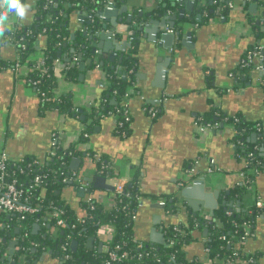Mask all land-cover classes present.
I'll return each mask as SVG.
<instances>
[{
	"label": "crops",
	"instance_id": "1",
	"mask_svg": "<svg viewBox=\"0 0 264 264\" xmlns=\"http://www.w3.org/2000/svg\"><path fill=\"white\" fill-rule=\"evenodd\" d=\"M33 2L34 0H27L26 4L31 5L27 18L19 20L18 24L33 23ZM154 2L155 0H150L148 4L152 5ZM158 2L160 12L165 11L170 16H177L175 11L161 8L162 0ZM172 2L174 4L178 1ZM183 2L185 3V0ZM261 10L258 7L256 16H261ZM78 11L83 12L76 10L70 16L74 31L83 29L77 19ZM183 26V33L190 32L192 35L195 46L193 49L184 47L181 37L174 40L173 52L159 48L150 51L145 41H139L135 77L136 87L141 94L130 98L132 123L129 137L118 136L116 119L107 115L98 122L88 142L97 154L114 160L121 178H130V167L133 164L136 166L140 175L142 207L138 209L137 219L134 221V234L136 239L159 247L163 245L156 240L166 242L165 224H181L178 219L168 217L170 214H180V211H173V208L169 207L172 204L168 201L174 199L175 205L181 203V199L169 193L175 192V185L182 184L187 173L192 174L194 179H199L207 170L212 169V172L207 174L206 186L212 192L220 193L218 207L224 204L222 195L243 181L241 174L245 163L235 154L233 124L220 121L214 135L209 131L201 135L196 128L197 119L212 110H218L227 115L241 114L252 122L264 121V92L259 84L260 74L252 75L247 81L233 76L234 71L242 67L250 47L259 45L258 39L264 40L261 27L259 36L256 37L240 5L232 8L227 18H213L200 27L191 22H186ZM261 26L264 27V24ZM131 31L132 29L129 33ZM118 38L123 40L122 35H118ZM43 45L44 40L41 39L39 49L31 56L32 60H38L44 55ZM89 47L92 51V47ZM129 49L127 47L124 51H118V56L129 52ZM16 51L12 44H5L1 54L5 60L14 61L17 58ZM160 60L165 61L164 64L168 66L163 89L152 86L156 66L162 64ZM104 76L105 73L99 68L87 69L83 82L74 84L62 80L56 94L72 92L77 106H89L100 93L99 86ZM129 90L134 93L132 88ZM158 98L166 100L159 106L161 115L154 120L145 112L144 107L146 102L151 103ZM221 123H224L222 131ZM83 125L77 119H66L53 111L42 113L36 92L25 85L17 76V72L11 69L0 71V152L8 153L10 160L33 156L44 161L48 157L55 133L64 148L73 144L83 148L84 142L80 141ZM261 139V136L258 137L256 142ZM190 171L192 173H189ZM78 172L84 180L95 174L93 166L87 161L80 165ZM79 192L73 187H66L61 193V199L78 217H83L84 197L78 196ZM110 192H96L108 210L113 204ZM158 194L159 197L150 200V195ZM256 200L264 202V172L257 176L254 186L242 199V208L250 210ZM160 202L167 203L165 210ZM229 205L237 210L239 208L238 202ZM188 210L190 212L191 208ZM199 215L210 216L206 209ZM193 217L194 215H190V219ZM190 232L196 238L185 246L187 257L204 263V239L199 240L200 232ZM94 238V249L91 251L98 253V245L104 243V238ZM15 239L16 236L9 240ZM45 248L44 253L48 248L53 250L50 261L45 264H53L57 257L56 252L51 245ZM245 250L249 253H261L259 264H264V217L260 216L257 220L256 231L254 236L247 240Z\"/></svg>",
	"mask_w": 264,
	"mask_h": 264
},
{
	"label": "trees",
	"instance_id": "2",
	"mask_svg": "<svg viewBox=\"0 0 264 264\" xmlns=\"http://www.w3.org/2000/svg\"><path fill=\"white\" fill-rule=\"evenodd\" d=\"M23 1L27 3V0ZM110 1L120 7L130 0H36V4L33 6V23L30 25L18 24L14 31L5 30L4 35L0 38V71L13 70L18 62L21 64L28 62L29 71L21 80L36 92L40 99L41 112L53 111L66 119H77L86 126V132L90 136L98 122L105 116H113L117 109L124 110L126 106L130 107V98L141 94L136 87L135 77L138 65L136 56L138 46L133 45L129 52L123 54L122 62H119L120 56L116 57L114 61H101L92 54L89 41L83 34L84 30L80 28L74 31L71 27L70 16L74 11L86 10L89 15L93 16V23L96 24L98 22L97 12L102 10ZM230 1L234 7L236 5L242 6L247 22L254 34L260 33V27L257 26L256 20L264 18V0L257 1L262 9L259 17L248 12L249 6L255 2L254 0H196L193 10L186 12L182 19H178L174 31L183 33V25L186 22H191L194 26L200 27L213 18L221 16L227 18L232 11V8L229 7ZM161 4H166V10L175 11L177 16L185 7L184 2L173 4L172 0H162ZM41 34L44 40L43 62L31 59V56L38 50L37 46L40 43L38 37ZM72 34H74V38H72ZM5 44H12L16 48V60L10 61L3 58L1 50ZM257 46L256 44L252 45L250 49ZM59 52L61 53L60 56H58ZM74 58L78 59L75 63L73 62ZM89 60H91V64L86 67V70L93 68L102 70L105 76L101 84L105 87L99 88L100 93L93 99V105L77 106L72 92L57 95L56 89L62 80L78 84L82 74L80 66ZM256 65H258L257 61L248 65L244 62L240 69L234 71L233 76L244 78L245 81L250 80L251 72L256 68ZM260 86L264 92V75L261 76ZM131 88L134 93L130 92L129 89ZM83 116L84 120L82 119ZM233 116L240 119L236 126L237 133L233 136L236 157L245 163V172L256 165H259L264 171V155L260 153V148L264 146V139L258 143H252L250 139L251 132L256 130L257 125L264 126V121L252 122L246 120L241 114L227 115L218 110H212L203 115L200 122L212 124L215 123V117H220V121L225 123L226 117L232 118ZM131 123L125 127L128 132L127 137L131 133ZM117 134L123 138L120 132ZM90 136L88 138L81 136L80 141L89 142ZM51 151V154L40 164L35 162L38 159L33 156H24L22 159L9 161L8 172L13 173L18 182L28 191L37 175H47L48 177L46 185L42 184L33 190L32 203L41 208L38 213L23 221H18V217L15 215L10 214L8 218L9 214L0 213V221H2L0 223L5 224V227L0 228V238L2 239L0 242V264H36L47 245H51L55 252L60 251L63 255H69L64 264H202L191 261L187 257L185 246L194 240L191 230L203 233L205 229H208V236L204 239V244L206 248L211 249L210 258L218 257L225 263L238 258L240 259L239 264L241 261L253 258V264H259L261 253L247 254L245 253V245L237 246V242L246 230L244 223H247L252 232L256 231V222L260 216H264V208L256 210L254 205L248 210L242 208L241 205V211L238 213L236 208L229 205L230 203L242 202L256 181L257 176L254 173L247 172L246 178L240 184L222 195V201L226 205L219 206L211 220H205L204 216L199 214L195 215L189 220L191 230L182 226L183 233L174 236L172 227L166 228L164 226L166 242L165 246L159 247L136 239L134 234L135 223L131 215L137 212L141 202L137 197L142 195L140 193L139 173L130 179L126 187L128 196L124 194L114 198L116 205L111 211L102 206L96 193L97 190L93 187V183H90L91 191L94 193L95 208L94 210H87V219L83 224L79 221L77 214L61 199V193L66 188L63 179L71 171L70 162L73 158H88V162L94 168L95 176L113 179L120 176L114 160L99 155L94 150L88 151L79 148L76 144L64 148L61 140H57L52 145ZM96 155H99L100 160ZM0 185H2L1 173ZM110 195L113 197L112 192ZM51 204L62 207L66 212V219L71 225H76V228H67L62 231L57 229L53 221H46L45 211ZM225 207L227 210H224ZM174 209L177 208L174 206L173 211H176ZM229 211L232 213L228 214ZM196 219L198 224H196ZM49 223H51V227H48ZM35 224L40 225L37 234L32 232ZM103 224L115 227L116 233L111 249L115 250L119 246L120 249L117 253L128 252V260L109 262L107 252L102 251L99 254L86 248L87 238L89 236L96 237L99 226ZM16 228L21 231L19 235L26 232L29 236L9 260L8 242H4L3 239L9 240L15 237ZM61 232L64 234L62 235ZM68 236L72 237V242L78 241L76 252L71 250V246L66 252L62 251L61 246L68 241ZM170 236L176 238L177 243L174 246L167 243ZM31 242H39L40 246L34 249ZM171 254L174 255L175 260L173 262L169 259ZM140 255H143L141 259H139Z\"/></svg>",
	"mask_w": 264,
	"mask_h": 264
},
{
	"label": "water",
	"instance_id": "3",
	"mask_svg": "<svg viewBox=\"0 0 264 264\" xmlns=\"http://www.w3.org/2000/svg\"><path fill=\"white\" fill-rule=\"evenodd\" d=\"M150 0H130L128 3L123 4L118 7L114 3L106 4L105 7L98 11L96 17L98 18V22L96 24L93 23V20H89V14L86 10L83 12H77V19L82 24L84 30V36L87 37L89 41V45L92 47V54L96 55L97 58L101 61L104 60H116L115 54L118 51H124L127 47L131 48L133 45L138 46L140 42H146L148 44V49L150 51L155 48L159 49H167L169 51H174L173 44L175 39L182 38V45L188 49H193L194 43L192 41V35L190 32L181 33V32H173L169 33L168 30H174L176 26L177 18L182 19L185 13L188 11H192L196 0H185V7L181 10L179 16H170L168 12H160V6L158 5V0H155L154 4L149 5ZM255 2L249 6L248 12L250 14L258 13V0H254ZM176 3V2H175ZM174 3V4H175ZM142 7V8H141ZM167 5H163L161 8L165 9ZM141 8V9H140ZM158 11V12H157ZM157 12V13H156ZM121 16V17H119ZM264 22V18H258L256 20L257 26L261 27V32H264V27L261 24ZM131 27L136 29L134 33V40L129 39V30ZM118 35H122L123 40L120 41ZM256 37L259 34L255 35ZM191 37V39H188ZM72 38H74V34H72ZM161 41V42H160ZM191 41V42H189ZM260 46L264 48V40L257 41ZM40 43H38L39 45ZM37 49L39 47L37 46ZM61 53H58L60 56ZM264 56V50L261 53ZM123 54L119 57V62H122ZM163 60H160V63L156 66L154 81L152 86L156 88L163 89L165 87V72L168 68ZM91 64V60H89L85 64H81V76L80 82L84 81L85 70L86 67ZM257 64V63H256ZM261 64V63H258ZM257 68V65H256ZM254 68L251 72L252 75L260 74L257 69ZM147 103V102H146ZM145 103V104H146ZM151 102L150 104H152ZM84 120V116L82 117ZM215 122H220V117L214 118ZM224 128V123H221V131ZM216 129H211L209 132L211 135L216 133ZM262 136L261 134H253L251 136V141L256 142L257 138ZM261 155H264V148L260 150ZM88 162L89 159H80L73 158L70 162V169L73 171H79L80 165L84 162ZM130 179L137 173L136 166L133 164L130 167ZM190 169V168H189ZM209 170L203 176H200L199 179H194L192 174H188L184 176L182 180V184H176L174 193H169V195H176L177 198L181 199V203L175 205L174 199H170L168 202L171 205L170 208L177 209L176 212L180 211V214H170L168 217L170 219H178L179 222L186 228L190 229V215H198L201 213L203 209L207 210V213L210 214L211 217L214 216L215 210L218 209V200L220 198V193L218 191L212 192L210 188L206 186L207 184V174H209ZM87 182L93 183V187L96 190H106L113 191L114 187L108 182V179L101 176H91L85 179ZM78 196L84 197V194L79 192ZM160 195H150V200L152 201L155 197H159ZM178 200V199H177ZM239 203L238 213L241 211V203ZM158 205V204H157ZM223 205H226L225 203ZM162 207V206H161ZM165 210V207H162ZM189 208L191 211L189 212ZM227 210V207L224 208ZM0 213H5L4 210H0ZM8 218L10 215L7 216ZM173 223V222H172ZM171 223V224H172ZM48 227H51L50 225ZM40 230V225L35 224L33 227V234H37ZM198 233V232H195ZM20 229L16 228L15 236H19ZM63 235L64 232H61ZM200 234L199 240H203L208 236V229H205L203 233ZM196 238V237H194ZM4 242H8V259L11 260L16 248L20 246V242L15 240H7L3 239ZM94 241L95 238L93 236H89L87 238L86 248L88 250L94 249ZM157 243L165 246V241L156 240ZM78 248V241L74 240L71 243V250L76 252ZM103 251V243L98 245V253L101 254ZM56 256L60 253L56 252ZM53 255V250L48 248L47 251L41 256L39 262L36 264H45L50 261V257ZM53 264H61V261L56 257L53 260Z\"/></svg>",
	"mask_w": 264,
	"mask_h": 264
},
{
	"label": "built area",
	"instance_id": "4",
	"mask_svg": "<svg viewBox=\"0 0 264 264\" xmlns=\"http://www.w3.org/2000/svg\"><path fill=\"white\" fill-rule=\"evenodd\" d=\"M178 2L182 3L184 0H177ZM22 3H25L22 0ZM113 3L112 1L108 2L107 4ZM36 4V0H34L33 2V6ZM229 7L230 8H234V4L230 1L229 3ZM224 16H221V19H224ZM89 20H93V16L89 15ZM19 23V19L16 18L13 20L12 25H11V30L10 31H14L16 26ZM132 31L129 33L130 40H134V33L136 32V29L131 27ZM6 31H9L7 28L5 29ZM169 33H173L174 30H168ZM4 35V33H3ZM2 35V36H3ZM2 38V37H0ZM39 40L43 39V35H39ZM188 39H191V37H189ZM161 42V41H160ZM191 42V41H189ZM264 50V48L260 45H258L256 48L254 49H250L248 50L247 54H246V58L244 60V62L248 65L251 64L254 61H257L258 64L257 65V71L261 73V76L264 75V56L261 55L262 51ZM173 52V50L171 51ZM44 56V55H43ZM43 56L40 57L37 61L39 62H43ZM116 57H118V53L115 54ZM29 61V60H28ZM78 59L74 58L73 62H77ZM14 72H17V76L20 78H23L24 76L27 75L28 71H29V64L28 62L21 64L20 62H18L14 69ZM261 76L259 79V84H261ZM100 88H104L105 86L103 84H100L99 86ZM128 96V95H127ZM166 100V98H158V99H154L153 103H147L145 104L144 110L146 113L149 114L151 119H157L158 118V114L160 112L159 106L163 105L164 101ZM93 105V102L89 103V106ZM149 105V106H148ZM113 117L116 119V125H117V132H120L123 138H127V134L128 132L126 131L125 127L130 124L132 122V115L130 112V107L126 106L124 110L122 109H117L115 114L113 115ZM201 119H198L197 123H196V128L198 129L199 134L204 135L207 131H210L211 129H218L219 128V123L215 122L212 124H205L203 122H200ZM225 122H230L233 124V128H234V133H237V124L240 122V119L236 116H233L232 118L226 117L224 119ZM253 134H261V138L264 139V126H260L257 125V128L255 131L251 132V136ZM81 136H83V138H88L90 136V134L88 132H86V126L83 125V129L81 131ZM58 135L55 133L52 136V143L51 146L48 150V155L51 154V147L52 145L58 140ZM264 147V146H263ZM261 147L260 150L263 148ZM84 150H93L91 148L90 145H88V142L84 143V147L82 148ZM96 157L98 158V160H100L99 155H96ZM22 159V158H21ZM9 155L8 153H6L5 151H1L0 152V173H1V182L2 185H0V210H4L5 213L7 214H12L18 217V221H23L26 218L30 217V216H34L36 213H38L40 211V206L39 205H35L32 203V196H33V190H35L38 186L40 185H46L47 184V175H37L34 178L33 184L30 186L29 191L23 188V185L20 184L18 182V179L15 177V175L13 173H9L8 172V165H9ZM37 164H40L43 162V160H37L35 161ZM193 172V170H191ZM189 173H192V172ZM209 172H212V169H210ZM247 172H251L254 173L256 176L260 175L262 172L261 168L259 165H256L254 167H251L249 169H247ZM245 171L242 172L241 176L243 179L246 178V173ZM79 172L77 171H73L71 170L67 176L64 177L63 179V183L66 184V187H73L74 189L80 191L81 193L84 194V207H85V216L83 217H78L79 221L81 223H85L86 222V215H87V210L91 209L94 210L95 208V202H94V193H92L91 191V184L90 182H87L86 180H84V178L78 174ZM9 178V180H8ZM8 181H7V180ZM113 180V181H112ZM108 182L114 187V190L112 191L113 197V204L112 207L108 210L104 207L103 203L101 202V199H99L100 203L102 204V206L108 210L111 211L114 209V206L116 205V201H115V197L119 196V195H126L128 196V194H126V187L128 186L129 182H130V178L127 179H123L121 177L118 178H113V179H108ZM254 186V184L251 186V188ZM250 188V190H251ZM140 200V197H137ZM160 204L163 207H167V203L166 202H160ZM255 207L256 210H262L264 208V202L261 200H256L255 202ZM142 207V203L140 202V204L138 205V209ZM138 212V210H137ZM134 212L131 215V218L133 219V221H135L137 219V215L138 213ZM232 212L229 211L228 214H231ZM169 214V211L168 213ZM66 212L65 210L60 207L57 206L55 204H51L45 211V216H46V221H53L55 226L57 227L58 230H62L65 231L67 228H76V225H71L68 220L66 219ZM264 217V216H262ZM205 220H211V216H204ZM196 224H198L197 219L195 220ZM51 223H49L50 225ZM244 226L246 227V230L243 234V236L239 239V241L237 242V246L238 245H245L247 240L251 237L254 236V232L251 231V229L249 228V226L247 225V223H244ZM5 227L4 223H0V228ZM166 228H170L172 227V233L173 236L176 234H182V225L181 224H172L170 225L165 224ZM21 233V231H20ZM115 227L113 225H109V224H103L99 226V229L97 230L96 234L97 236L103 237L104 238V243H103V250L104 252L108 253L109 256V262H115V261H126L129 258V253L128 252H123L121 254H118L117 251L120 249L119 246L116 247L115 250L111 249V246H113V241H114V237H115ZM166 234V230L164 231V236ZM28 233L24 232L22 235L16 236V239L20 242V246H18L16 248L19 249L21 248L22 242H24L27 238H28ZM172 236H170L168 238L167 243L170 246H174L177 241L176 238H171ZM72 237L68 236V241L63 243L61 246V249L63 252H66L69 248V246H71V241ZM1 238H0V242H1ZM31 246L34 247V249H37L40 246L39 242H31ZM141 246V245H140ZM205 254H206V261L204 263L200 262L197 259L191 260V261H195V262H200L202 264H239L240 263V259L236 258L234 260L228 261L227 263H225L223 260L219 259L218 257L214 258H210L209 254L211 249L210 248H206L204 249ZM246 251V250H245ZM59 255L57 256V258L61 261V264H64L65 261L69 258L68 254H62V252L59 251ZM247 254H250L249 252H245ZM143 255L139 256V259L142 258ZM170 261H174V255L171 254L169 256ZM254 263V259L250 258L249 260L246 261H241V264H253Z\"/></svg>",
	"mask_w": 264,
	"mask_h": 264
},
{
	"label": "clouds",
	"instance_id": "5",
	"mask_svg": "<svg viewBox=\"0 0 264 264\" xmlns=\"http://www.w3.org/2000/svg\"><path fill=\"white\" fill-rule=\"evenodd\" d=\"M30 7L31 5L22 3V0H0V36L6 28L11 30L14 19L25 20Z\"/></svg>",
	"mask_w": 264,
	"mask_h": 264
}]
</instances>
